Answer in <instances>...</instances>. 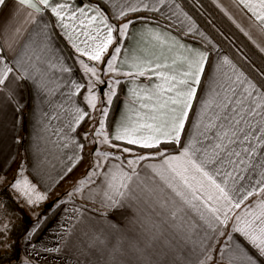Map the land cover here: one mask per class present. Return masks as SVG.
Masks as SVG:
<instances>
[{
  "label": "snow or ice",
  "instance_id": "1",
  "mask_svg": "<svg viewBox=\"0 0 264 264\" xmlns=\"http://www.w3.org/2000/svg\"><path fill=\"white\" fill-rule=\"evenodd\" d=\"M189 2L199 7V0ZM234 3L251 14L253 27L264 34V0ZM141 12L153 15H129ZM46 16L54 17V23L50 25ZM137 20L146 28L152 21L155 41L168 52L179 49L170 63L163 52L155 59L117 63L121 41L131 35L129 27ZM56 28L60 30L56 35L66 38L78 54L86 82L66 79L72 68L54 44ZM181 37L198 38L199 46L182 43ZM122 66L135 70L121 72ZM104 75L111 78L105 81ZM120 76L134 85L127 89L126 100L134 115L123 114L106 130L108 106L118 96L117 86L124 83ZM138 77L148 83L137 84ZM66 86V100L56 103L54 97L64 95ZM24 88L37 92L51 109L40 111L42 132L49 131L51 120L61 121L53 129L59 136L57 147L72 154L60 180L84 162L86 145L77 137L94 146L83 177L66 196L81 194L103 209L139 206L152 239L163 235L167 225L194 244L189 253L195 257L192 264H264V66L238 63L217 51L180 0H0V112L11 106L20 118ZM81 95L83 106L76 100ZM98 102L105 105L99 109V127L79 133L78 126L92 118L87 109L96 110ZM38 138L47 139L39 133ZM154 160L159 163H144ZM23 172L21 165L20 178L9 182L0 176V184L17 192V202L36 207L48 199L51 184L40 191L37 184L45 183V175L37 170L33 183ZM47 179L57 182L51 176ZM254 196L258 199L250 202ZM8 213L0 201V249H13L17 243L11 239L14 215ZM36 215V225L25 235L34 255H26L19 264H32L42 254L33 243L41 223ZM81 215L75 208L65 220L59 233L62 245ZM110 226L116 229L115 224ZM149 246L131 245L137 264H168L165 250L155 251L154 258ZM86 247L100 253L95 264L101 260L125 264L122 257L128 255L119 237L109 246L106 235L96 236ZM42 250L53 253L61 248ZM80 255L87 253L81 250Z\"/></svg>",
  "mask_w": 264,
  "mask_h": 264
},
{
  "label": "crops",
  "instance_id": "2",
  "mask_svg": "<svg viewBox=\"0 0 264 264\" xmlns=\"http://www.w3.org/2000/svg\"><path fill=\"white\" fill-rule=\"evenodd\" d=\"M208 1L264 57V52L260 51V49L264 47V34H261L256 28L253 27L256 22L253 18H251V14L247 13V11L242 8V6H238L236 3H234V0ZM184 10L187 11L185 7ZM45 19L49 21L50 25L54 23V17L46 16ZM193 19L196 21L197 27L205 33L208 39L211 40L212 44L216 45V50L222 54L229 55L203 29V27L197 22L194 17ZM12 23L15 24L17 23V21H13ZM151 24L152 21H148L149 27L147 28L145 27L144 21H137L134 26L130 25L128 32L131 35L126 36L121 41L123 48L122 54L117 61L118 64H121V62L130 64L132 62V58H137L139 60L147 58L155 59L156 57L160 56L162 52L169 58L168 62H171V57L175 56L179 49H174L172 52H168L166 48L158 45L154 39L153 33L150 31ZM171 31L173 35H177L176 29H171ZM59 32V28H56L54 30V44L61 52L63 58L66 61V64L72 68L71 74H67L66 79H75L78 82H86L87 79L83 73L82 66H80L78 63V54L75 53V50L71 47V43L67 41L66 38H61L60 35H56V33ZM245 33H249V35H245ZM197 40L198 38L193 40L186 37H181L182 43L194 46H199ZM63 41L67 47L63 44ZM211 56L213 58V63H215L216 52H212ZM229 57L233 58L231 57V55H229ZM129 70L134 71L135 69H131L127 66L120 67L121 72ZM118 78L124 81V83L117 86L118 98L114 105L112 116L110 118V124H113L114 122L119 120L120 117L125 113H127L128 115H134V113L130 111L133 105L130 103H126V100L130 99L127 89L133 87L134 85L129 82V78L127 77L120 76ZM136 83L146 84L148 83V81L143 77H138L136 78ZM62 91L64 95L57 94V96L54 97L56 103H61L66 100L69 87H64ZM19 99L21 100L24 107L27 101L30 102L29 127L33 121H41V109L51 111L46 103H41V96L34 90L24 88ZM76 100L78 102H81L83 106L82 95L77 96ZM53 115H55V113H53ZM61 116L63 118V113L61 114ZM189 116L190 118L192 117L191 112L189 113ZM52 121L58 120H51L50 125H54ZM18 123L19 118L15 116L11 106L5 108L3 112H0V174L6 173L11 169H8V167L16 154ZM54 127L57 128V126ZM48 137L50 138L52 143L55 142L54 139L56 138V136L48 134ZM38 141V139H35L34 143H37ZM27 151L29 152V155L27 154V158L23 163H25L30 170L34 171V169L38 166L36 160L38 159L39 153L41 151L40 147H38V145H34L32 139L28 138ZM41 155L43 154H40V156ZM144 163L158 164L159 160L146 161ZM55 198H58V196ZM80 198L84 202L58 200L62 202V206L60 207L56 215L51 219L47 227L42 231L40 237L35 243L41 247L42 254L52 258L53 263H59L57 259H60L61 261L74 264H77L78 261L79 264H89V261H92V264H95V261L100 253L96 252L95 249H88L86 245L90 244L94 237H103L105 235L108 237L109 246L114 244L118 237L122 239L123 246L128 252L127 256L122 257L125 264H127V262L130 260L132 261V264H137V261L134 259L135 253L132 251L131 245H136L142 248L150 245L147 250L150 253H153L154 258L155 251H159L161 249L165 250L167 252L168 264H192V262L195 260L194 256L189 255L190 250L194 247V244L190 241H186L182 234L174 231L167 225L164 226L165 231L163 235H159L158 238L152 239V234L148 231L150 225H145L143 223L142 215L138 211L139 206L126 204L123 208L103 209L100 208L99 204L87 201L81 194ZM257 199L258 197L254 196L250 198V202ZM75 208H80V211L82 213V215L80 216V223L77 224L73 235L71 237H66L62 245L59 239V233L63 231L65 220L72 216L73 210ZM103 213H106V215ZM154 219L159 222L160 218L154 217ZM112 224L116 225V229L111 228L110 225ZM154 231L155 230H153V232ZM221 240L223 241V238H221ZM43 247H60L61 251L47 253L43 252ZM81 250L87 253V255L81 256ZM93 252H95V255H92ZM48 259H45L44 261H48ZM106 259L107 254L105 253V260ZM100 264H104V261L101 260Z\"/></svg>",
  "mask_w": 264,
  "mask_h": 264
},
{
  "label": "rangeland",
  "instance_id": "3",
  "mask_svg": "<svg viewBox=\"0 0 264 264\" xmlns=\"http://www.w3.org/2000/svg\"><path fill=\"white\" fill-rule=\"evenodd\" d=\"M86 77V76H85ZM105 81H108L111 77L109 75H104L102 77ZM87 79V77H86ZM103 87V86H98ZM108 89L105 87L104 91L106 92ZM114 98V97H113ZM101 100H106V97L101 96ZM105 106L104 104H101L98 102V106L96 110L93 109H87L91 114V119H87L83 121L79 127L78 132L79 133H85V132H92L94 131V128H98L99 124L98 121L101 119L99 109ZM110 108V106H108ZM107 119V118H106ZM106 119H105V127L106 130L108 127L106 126ZM54 125H50L49 131L47 133H44L41 131L42 129V122H37L36 120L32 122V124L29 127V133L28 137L32 139V142L34 145H38L40 147V153L39 157L36 160L38 163L37 168L33 170H30L25 163V160L27 158V154L29 155L28 151L21 152L20 156L22 154H25L21 156L20 158L16 159V162L13 164L11 169L3 174H0V176H6L8 178V181L11 182L13 177L20 178L19 176V167L22 165L24 168L23 176H27L30 180H32L33 183H36V176L35 173L37 170H39L42 174L45 175V183L43 185L37 184L38 190L44 191L48 184H51V188L49 189L48 193V199L40 203L36 207L30 208L27 204H25L24 200H19L17 202L25 211L26 213V219L30 222L29 229L27 232L19 239V245H20V251L18 260L22 261L26 255L33 256L34 253H32V249L25 244V235L29 232V230L33 229L34 225H36L37 222V213L39 214L40 220H42L46 213L44 209H47V207L53 205V203H58V200L62 201H76V202H84L80 198V194H76L74 198L68 197L65 195L66 192L74 190L75 182L77 178H82L85 170L87 169L88 163L91 160V157L89 156V153L93 149V145H90L88 140H84L82 136H78L77 139L84 143L86 145L85 149L83 150L84 155V162L79 164L78 167L74 168V171L65 177V179L60 180L59 177L63 173L64 169L68 167L71 162L67 160V156L71 155V151L67 149H61L57 147V142L59 141V136L53 134V129H55L57 126L59 127L61 124V121H52ZM38 133L40 137H47V140L44 138H38ZM48 134L56 136L54 139L55 142L52 143L50 138L48 137ZM35 139H38L39 141L37 143H34ZM50 144V145H47ZM102 150H107V146L101 145L100 146ZM31 150V149H29ZM40 154H43L40 156ZM41 158V159H40ZM20 163V164H19ZM48 176H51L54 178L57 182L53 183L52 180L47 179ZM7 189L12 193L13 198L17 201V192L13 190L11 187L8 186V184H0V189ZM4 196V194H3ZM58 198H55L57 197ZM55 198V199H54ZM7 199V197H6ZM4 198H0V201H3ZM49 258V259H48ZM45 259H48V261H44ZM56 260V259H55ZM60 259H57L59 263H53L52 258L45 256L44 254H41V256L37 259L32 260V264H74V263H68L65 261H59ZM19 261L17 264H19Z\"/></svg>",
  "mask_w": 264,
  "mask_h": 264
},
{
  "label": "trees",
  "instance_id": "4",
  "mask_svg": "<svg viewBox=\"0 0 264 264\" xmlns=\"http://www.w3.org/2000/svg\"><path fill=\"white\" fill-rule=\"evenodd\" d=\"M180 3L197 20L203 29L223 48V50L235 59L236 62L245 63L254 67L264 66V57L208 0H199V7H194L189 0H180ZM137 15L151 17L153 14L141 12L138 14H131L130 16L135 17ZM157 17H159V15H157ZM163 22L167 23L166 21ZM173 30H175V28H173ZM186 38L192 39L191 37ZM63 44L66 46L64 41ZM117 98L118 96L113 98V105L109 108V116L106 119L107 127L110 125V118L114 111V105ZM29 115L30 102L27 101L23 112L20 115L17 127V141L19 140L21 142H17L16 154L8 169L13 166L17 158L25 155L22 154L20 156L21 152L27 151ZM13 197L14 196H12V193L8 188L0 189V198H4L3 203L9 210L8 214L10 216L14 215V218L12 219L14 227L11 232V239H14L17 242L13 249H0V264H17L20 251L19 239L27 232L30 224L26 219L25 211ZM61 206L62 202L59 201L58 203H53V205L47 207V209H44L46 216L41 220L38 234L34 237L33 243L37 242L42 231L47 227Z\"/></svg>",
  "mask_w": 264,
  "mask_h": 264
}]
</instances>
